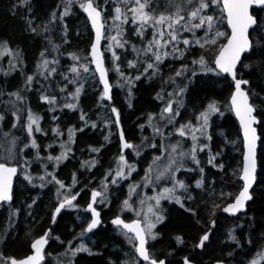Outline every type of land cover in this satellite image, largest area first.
Here are the masks:
<instances>
[{
    "label": "trees",
    "instance_id": "trees-1",
    "mask_svg": "<svg viewBox=\"0 0 264 264\" xmlns=\"http://www.w3.org/2000/svg\"><path fill=\"white\" fill-rule=\"evenodd\" d=\"M172 1L150 0L145 11L158 18L182 6L181 14L187 18L188 10L198 7V0L192 4ZM82 2L0 0V163L18 167L12 200L0 204V264L29 254L31 242L50 227L57 204L81 190L51 228L43 264H148L137 259L134 240L109 220L139 219L131 186H141L149 166L164 154L161 137L174 134L178 127L196 125L209 104L218 110L209 115L207 139L197 142V150L202 149L197 153L199 161L189 171H178L177 181L184 187L175 191L176 199L161 201L163 219L147 248L152 259H165L166 264H182L187 255L195 264H250L264 251V15L250 34V52L236 70L238 79L248 81L246 89L259 119L256 183L246 210L229 217L219 212L241 188L242 141L228 102L232 82L213 66L228 36L221 5L209 2L206 11L221 21L215 31L221 30L224 36L216 38L215 44L181 48L148 68L153 60L148 42L154 27L146 25L138 31L130 4L121 3L127 22L120 26L123 47L117 49V63L124 81L117 85L112 59L104 50L112 85L108 103L87 57L92 34ZM93 2L102 11L108 36L110 16L121 0ZM63 8L67 15H62ZM201 57L204 67L198 63ZM85 68L91 77L83 75ZM177 92L182 102L177 120L165 125L163 107ZM30 115L38 118L41 131L34 126L27 133ZM151 117L163 118L155 127L162 128L158 134L149 126ZM121 133L132 145L124 153ZM122 155L135 170L127 178L115 179ZM90 189L103 194L96 207L104 226L85 234ZM213 219L208 243L193 251ZM83 244L87 251L78 248ZM257 264H264V255Z\"/></svg>",
    "mask_w": 264,
    "mask_h": 264
},
{
    "label": "snow or ice",
    "instance_id": "snow-or-ice-1",
    "mask_svg": "<svg viewBox=\"0 0 264 264\" xmlns=\"http://www.w3.org/2000/svg\"><path fill=\"white\" fill-rule=\"evenodd\" d=\"M26 2V0H25ZM124 3L132 2L134 3V7L130 9L132 13H134V16L132 17V20L134 23H139L140 29L138 31L142 32L145 25H149L152 27H155L157 25H164L167 24V28L171 31H168L167 35L170 37L171 41H177L178 35L180 33V30L183 29L184 31H191L193 28H201L204 25H207V31L211 32L214 27V17L211 15L201 16L200 13L209 7V2L214 4H222L221 11L226 13V20L227 23L231 29V34L227 39V43L224 44L219 51V55L217 56L215 60V65L219 69L221 73H227L230 74L235 80V94L232 97V105L236 110V115L240 118L241 125L244 130V138H245V145H246V154L244 157V167H243V174L240 177L244 181L243 190L240 192L239 196L236 198L235 202L230 205L229 207L225 208V212H229L232 214H235L237 211L241 210L244 207V203L246 200L251 199V196L249 195V188L252 186L253 182L256 178V141L258 139L256 135V129L253 127L255 123H257V120L255 116H253V108L248 103V96L247 94L242 90L241 85L246 84L247 81L243 80H237L236 79V66L238 62H240L241 55L247 51L250 50L251 44L249 41V33L248 29L256 23L255 19L252 15L249 14V9L253 5L258 6H264V0H198V7H194L192 10H190V18L192 20H198L199 22L196 24H192L189 26V23L185 21V16L181 14L183 9L179 6H177L176 11L172 15H160L158 18L153 16L151 13L146 12L145 9L149 6L150 0H123ZM188 4H192L193 0H186ZM69 3H71V0H69ZM81 7L84 9V11L88 14L89 19L91 20L93 28L96 30V45L92 48L93 58L96 63V69L100 72L101 81L104 83V96H108V90L109 86L107 83V80L105 78V69L103 66V60L101 58V55L98 51L97 45H99L101 36H102V28L103 24L101 23V13L97 10V7L94 6L93 0H88L87 3H82ZM116 17L115 19H120L122 15L121 8H116ZM67 11L64 13V15H67ZM182 21H185V23H181ZM127 22V16L124 17L123 20H121V23ZM151 22V23H150ZM159 37L162 39L164 37V31H158L157 33ZM224 36V33L216 31L215 37H221ZM112 39H115L113 37ZM184 45H188L190 43L189 40L184 39L183 41ZM153 43L157 44L159 47H164L165 45H160L159 40L154 39ZM167 43V42H166ZM195 43L200 44V41L197 40ZM207 43H216L215 38H211L207 41ZM122 46V45H120ZM203 47V44L200 45ZM5 51L7 49L5 48ZM156 60L158 62L161 61V56L159 53H156ZM164 55H168V53H164ZM73 59H76L75 56H73ZM118 59V57H117ZM194 63H196L194 61ZM198 63L204 67L205 60L203 57L198 61ZM135 66V65H131ZM148 68H154V65L149 63ZM85 71L88 69L85 68ZM118 70V69H117ZM211 71V69H208ZM73 72L76 71V68L72 69ZM177 75H181V73H177ZM139 79V76L137 77ZM29 80H31V77H29ZM79 91V89L77 90ZM71 107V105H69ZM218 109L216 108L215 104H209L208 105V111L201 114V117L203 118L204 125H207L208 116L211 113L216 112ZM116 110L113 109V112ZM165 112H172L171 105L169 104L165 109ZM179 112H175V115H178ZM29 126L28 131L29 134L32 132V124H36L35 131L39 132L41 131L38 123V118H34L33 116H29ZM117 123H118V116H117ZM187 127H191L190 125ZM197 131L199 129H196ZM179 134L181 136L185 135V132L183 128L180 129ZM121 139L123 140V133H121ZM193 139H196L195 136H193ZM33 147H36L35 142H33ZM124 148H131L132 145L128 143L123 144ZM172 151H176V147H172ZM181 156L185 155V153H180ZM49 159H52V157H49ZM56 159H60L59 157ZM192 159H195L193 156ZM120 161L124 162L123 155L120 157ZM174 163V161H173ZM131 168V166H129ZM132 171H134V168H131ZM171 170V164L165 169V171ZM151 172V169L149 170ZM17 173L16 167H10L6 166L4 163H0V201H10L12 199L11 191H12V177L15 176ZM119 176H123V171H120L117 173ZM163 176V173L157 175L156 179L159 180ZM25 179H30L29 177H25ZM43 179V177H41ZM57 183H60L57 181ZM115 183V181H113ZM199 186V184L197 185ZM61 187H64L63 184H61ZM179 187L183 188L184 185L182 183L179 184ZM173 189H164L163 192H161L158 196L153 197L152 199L156 200V205L158 206L161 199L168 198L170 199V193H172ZM101 193L99 192H93L92 193V203H96V198L100 196ZM75 199V196H73L71 199H66L65 203L68 205H71L72 200ZM177 203H179V199L176 200ZM65 203H61L59 207L56 209V212L59 213L62 208L65 207ZM125 206L128 205V201L126 200ZM183 206V205H181ZM88 211L92 213L93 219L88 224L86 231L91 232L93 229H95L98 224L100 223L99 220V212L96 211V209L92 206V204H89ZM149 212H152V208L149 207ZM153 215H156V213H152ZM156 219L158 221H162V216H156ZM112 223L116 226H120L123 229L127 231V233H133V236L128 237L130 241H138V246H136L135 251L138 253L139 257H141L143 260L147 261L148 264H158V262L155 259H152L149 252L146 249V243L147 238L151 236L152 239H155V236L152 235V228L155 227V224L146 222V227H141L140 222H134L132 224L125 223L120 218H116L112 221ZM178 241L180 238H177ZM208 240V236L205 235L200 244L203 245L204 241ZM182 242V241H181ZM46 244V240L41 238L36 240L32 244V248L35 250V255L29 256L27 259L17 262L15 259H11L10 264H41V261L43 259L42 256V250L43 246ZM83 251H87V249H80ZM159 264H164L163 261H160ZM187 264V262H186Z\"/></svg>",
    "mask_w": 264,
    "mask_h": 264
},
{
    "label": "rangeland",
    "instance_id": "rangeland-1",
    "mask_svg": "<svg viewBox=\"0 0 264 264\" xmlns=\"http://www.w3.org/2000/svg\"><path fill=\"white\" fill-rule=\"evenodd\" d=\"M72 1V0H71ZM86 0H83L82 3H84ZM168 3L172 4L173 1L172 0H166ZM178 2L183 4V0H177ZM121 3H124L123 0H121L120 5L118 6L119 8H121L122 10V15L121 18L115 19L117 13H116V9L112 11V14L110 16V26H109V35L106 36L104 34L103 40L107 41L105 44V47H102L103 51L106 50L109 53V56L112 59L113 62V72L115 74V79L117 81V85L121 86L123 83V75L120 71V67L117 63L119 58V53L117 52V49L122 48L123 47V43L122 40H120L121 37V27L124 23H121V20L124 19V15L125 13L123 12L122 9V5ZM125 4H130L129 10L134 7V3L132 2H128ZM182 7V6H181ZM82 13H83V8L81 7ZM68 10L67 9H62V15H64V13ZM206 11L207 8L204 9L200 15L201 16H206ZM188 17L185 18V21L189 23V26L192 24H196L199 21L198 20H192L190 18V12L188 10ZM84 15V14H83ZM124 16V17H123ZM131 16H134V13L131 12ZM85 17V16H84ZM104 19L102 18V21ZM225 20V17H224ZM87 21V20H86ZM185 21H182L181 23H185ZM88 24V22H87ZM104 27H105V20L103 21ZM137 28L138 30L140 29V25L137 22ZM221 25V21H216L214 20V27L212 29L211 32L207 31V25H204L201 28H193L191 31H184L183 29L180 30V33L178 35V40L177 41H171L170 37L167 35L168 31H171L170 29L167 28V24L164 25H157L153 28L152 30V36H151V40L148 42V51L149 54L151 55V57L153 58L152 63L154 66H156V64L158 63V61L156 60V53H159L161 56V60L163 58H165L166 56H173L176 52L185 50L186 48H189L190 46L193 45H198L200 46L201 44L205 45V44H209L207 43V41L211 38H218L215 37V30L217 28H219ZM89 26V25H88ZM146 27V25H145ZM152 27V26H151ZM90 29V28H89ZM105 29V28H104ZM83 32H86L85 28H82ZM91 31V30H90ZM158 31H164V37L161 39L159 37V35L157 34ZM219 32H222L221 30H217ZM113 37H115V39H112ZM154 39L159 40L160 45H165L164 47H159L157 44L153 43ZM187 39L190 41V43L188 45H184L183 44V40ZM199 40L200 44L195 43V41ZM167 42V43H166ZM122 45V46H120ZM164 53H168V55H164ZM87 57L88 53H87ZM139 57V54H138ZM90 61V59H89ZM132 64H134V62H132ZM91 65V63H90ZM92 67V66H91ZM93 69V68H92ZM118 69V70H117ZM94 71V70H93ZM71 72H73L71 70ZM109 72V69H108ZM74 74H78L79 72L76 70L75 72H73ZM95 74V72H94ZM84 76H92L89 72H85V74H83ZM78 92H77V96H78ZM180 92H177L172 99H168L166 105L163 107V111L164 109L170 104L171 108H172V112H165L166 115L162 116L164 117H151V120L149 118L148 123L149 126L151 127V129L156 132L157 134L160 133L162 131V128H157V130L155 129V127L158 126L159 122L163 120H165L166 124H175L178 115H175V112H179V107L182 104L181 99H180ZM209 118V116H208ZM29 117L27 118L26 121V131L29 134L28 131V126H29ZM36 126V124H32V127ZM154 127V128H153ZM208 127V120H207V125H204L203 122V118L200 116V118L197 121V124L191 127H178L176 128L174 131V134L171 133L168 136H162V142L165 146V149L163 147L162 151H163V155L159 156L157 158H155V160L152 162V164L149 166L146 175L144 177V180L141 184V186L139 187H135V186H131L130 188V193L131 194H136L133 198H135V201H138V205L137 206V210L138 212L141 214V216H139V219L142 221L143 223V227H146V222H150L155 224V226L157 225V223L159 222L156 219V216H161V213L159 211L160 209V203L162 200H160L159 205H156V200L152 199L153 197L158 196L161 192L164 191V189L168 188V189H173L172 193H170L171 196V200L172 199H176L175 198V191L181 187H179L180 182L177 181V173L180 170H185V171H189L191 169V166H193L192 164L198 163L199 158L197 155L198 152H201L202 149L197 150V142L200 141L199 139H203L206 140V129ZM183 128L185 135L181 136L179 134L180 129ZM196 129H199L198 131ZM193 136L196 137V139H193ZM175 146L176 147V151L173 152L172 151V147ZM205 146L204 144L202 145V148L204 149ZM197 150V152H196ZM180 153H185V155L181 156ZM195 157V159H192V157ZM174 161V163H173ZM171 164V170L169 171H165V169ZM130 165L125 163V161L122 163L120 162L116 172H115V179L119 178V179H123V178H127L130 176V174H132V170L131 168L133 167H129ZM194 167V166H193ZM151 169V172L149 171ZM123 171L124 175L123 176H119L117 175L118 172ZM163 173V176H161V178L159 180L156 179L157 175ZM100 191V190H99ZM101 195L98 199L97 204L101 201L102 199V192L100 191ZM168 199V198H165ZM149 207L152 208V212H149ZM156 213V215H153L152 213ZM90 217H88L87 219V223L89 221ZM86 223V224H87ZM155 228V227H154ZM154 228H152V235H154ZM155 236V235H154ZM148 239H152L151 236L148 237ZM80 249L85 248L84 244L80 247H78ZM264 255V251L262 254H259L258 257L251 261L250 264H257V262L262 258V256Z\"/></svg>",
    "mask_w": 264,
    "mask_h": 264
},
{
    "label": "water",
    "instance_id": "water-1",
    "mask_svg": "<svg viewBox=\"0 0 264 264\" xmlns=\"http://www.w3.org/2000/svg\"><path fill=\"white\" fill-rule=\"evenodd\" d=\"M87 2H88V0H86L84 3H87ZM220 5H221V8H222V4H220ZM94 6H96V5L94 4ZM96 7H97V6H96ZM263 8H264V6L253 5V6L249 9V14L252 15L253 18H254L255 21H256V23L253 24V25L248 29V33H249V41H250L251 47H252V41H251V38H250V34H251L252 30L257 26V23H258L257 18L252 14V9H263ZM97 10L100 11V13H101V23L103 24V21H102V11H101L98 7H97ZM83 14H84V16H85V18H86V20H87V22H88V25H89V28H90V30H91V34H92L91 43H90V45H89V49H88V56H89V59H90V63H91V66H92V68H93V70H94V72H95V75H96V77H97L98 83H99V85H100V87H101V91H102L103 99H104L106 102L111 103V102H112V85H111V82H110V79H109V72H108V69H107L106 64H105V58H104V54H103V50H102V42H103V36H104V24H103V28H102V30H101V31H102V36H101V39H100L99 45H97V47H98V51H99V53H100V55H101V58H102V60H103V66H104V69H105V78H106L107 83H108V86H109L108 96H107V97L104 96V91H105V89H104V83L101 81L100 72L97 71V69H96V63H95V60H94V58H93V53H92V48H93L94 45H96V30L93 28L92 23H91V20L89 19L88 14L84 11V9H83ZM223 15H224V17H225V16H226V13L223 12ZM225 24H226V27H227V29H228V36H227L225 42L223 43V45L227 43V39H228V37H229L230 34H231V29H230V27H229V25H228V23H227L226 18H225ZM223 45H222V46H223ZM222 46H221V47H222ZM221 47H220V48H221ZM250 50H251V48H250ZM250 50L247 51V52H245V53H243V54L241 55L240 62H241L243 56H244L245 54H248V53L250 52ZM219 51H220V49H219ZM219 51L217 52V54H216V56H215V58H214V60H213V66H214V69H215L216 72L220 73L221 75L227 76V77L230 79V81L232 82V85H233V90H232V92H231V95H230V97H229L228 102H229V106H230V111H231V113H232L234 119H235L236 122H237V125H238V128H239V132H240V136H241V141H242V159H241V170H240V175H239V178H240V177L242 176V174H243V167H244V162H245V161H244V157H245V154H246V151H247V149H246V145H245L244 130H243V127H242V125H241L240 118L236 115V110H235V108L233 107V105H232V103H231V101H232V97H233V95L235 94V80H233V78H232V76H231L230 74H227V73H221V72L219 71V69H218V68L216 67V65H215V60H216L217 56L219 55ZM240 62H238L237 66H236V70H237V68H238V66H239V64H240ZM236 79H237V80L247 81V80H245V79H238L237 77H236ZM247 85H248V81H247L246 84H242V85H241V88H242V90L247 94V96H248V103H249V105L252 106V108H253V113H252V114H253V116H255V118H256V120H257V123H255V124L253 125V127L256 129V135H257V137H258V139H257V141H256V174H257V168H258L257 152H258V145H259V140H260V137H259V134H258V130H257V126H258V124H259V119H258V117L256 116V110H255L254 106H253V105L251 104V102H250V98H249V95H248V92H247V89H246V86H247ZM120 139H121V136H120ZM124 143H127V142H126V141L124 140V138H123V140L121 139L122 153H124V151L127 149V148H124V147H123V144H124ZM128 144H130V143H128ZM5 165H6V164H5ZM6 166H9V165H6ZM10 167H16V168H17V173H18V167H17V166H10ZM17 173H16V175H17ZM16 175L12 177V191H11V195H12V196H13V185H14V180H15ZM240 181H241V188L239 189L238 193L236 194V196L233 198V200H232L231 202H229L228 204H226L225 206H223V207L220 209L219 214H224V215L229 216V217H234V216H236V215H238V214H240V213H243V212L246 210L247 204H248V203L251 201V199H252V190H253L254 185H255V183H256V178H255V181L253 182L252 186L249 188V195L251 196V199L245 201V203H244V207H243L241 210L237 211L235 214H232V213H229V212H225V211H224L225 208L229 207L230 205H232V204L235 202L236 198L239 196L240 192L243 190L244 181H243L241 178H240ZM81 191H82V190H81ZM81 191H79L76 195H74V196H75V199L72 200L71 205L76 201V199H77V197H78V195L80 194ZM93 192H99V191L96 190V189H90V197H89V201H88V203H87V205H86V207H85L86 211L89 213L90 219H89L88 223H87V224L85 225V227H84V233H85V234H90V233L94 232L95 230H97L99 227L104 226L103 221H102V219H101V213H100V210L97 209V207H96L97 202H98V199H99L100 196H98V197L96 198V203L93 204V203H92V193H93ZM99 193H100V192H99ZM72 197H73V196L68 197V198H65V199L61 200V201L57 204V206H56V208L54 209L53 214H52V220H51L50 227L44 232L43 235L37 237L36 239H34V240L31 242V244H30V253L27 254V255H25V256H23V257H20V258L13 257V258H11V259H15L17 262H20V261H23V260L27 259L29 256L35 255V250L32 248V244H33L36 240L43 238V239L46 240V244L43 246V250H42V256H43V259H42V261H41V264H43V262H44V260H45V250H46L47 245H48V242H49L48 236H49V234H50V232H51V228L53 227L54 223L56 222L57 217H58V215L61 213V211L64 210L66 207L71 206V205H68L67 203H65V201H66V199H71ZM11 200H12V199H11ZM11 200H10V201H0V204H2V203H10ZM61 203H65V207L62 208V209L60 210L59 213H57V212H56V209L59 207V205H60ZM89 204H92V206H93V207L96 209V211L99 212V214H100V215H99L100 223H99L98 226H97L95 229H93L91 232L86 231L88 224H89V223L91 222V220L93 219L92 213H91L90 211H88V206H89ZM116 218H120L121 220H123L125 223H128V224H132V223H134V222H140L141 227H143V223H142V221H141L140 219H132V220L126 221V220H124L122 217L117 216V217H114V218H112V219L109 220V224H110L111 226L121 229L124 233H126V234L129 235V236H133L134 234H133V233H127V231H126L125 229H123V228L120 227V226H116V225H114V224L112 223V221H113L114 219H116ZM215 221H216V219H213V220L210 222L209 229H208V230H207V231H206V232L200 237L198 243H197V244L195 245V247L193 248V251H194V250H202L204 244L208 243V241H209V237H210V235H211V233H212V231H213V229H214V227H215ZM205 235L208 236V240L204 241L203 245L201 246L200 242H201L202 238H203ZM134 242H135V248H136V246H138V241H134ZM147 243H148V239H147ZM147 243H146V249H147V251L149 252V250H148V248H147ZM135 254H136L137 259L140 260L142 263H148L147 261H145V260H143L141 257H139V255H138V253H137L136 251H135ZM11 259L8 260V264H10ZM156 261H157V260H156ZM160 261H163L164 264H166V260H165V259H161V260L157 261L158 264H159ZM181 262H182V264H186V262H187V264H195L194 262H192L191 260H189V256H188V255L182 257ZM213 264H226V263L223 262V261H216V262H214Z\"/></svg>",
    "mask_w": 264,
    "mask_h": 264
},
{
    "label": "flooded vegetation",
    "instance_id": "flooded-vegetation-1",
    "mask_svg": "<svg viewBox=\"0 0 264 264\" xmlns=\"http://www.w3.org/2000/svg\"><path fill=\"white\" fill-rule=\"evenodd\" d=\"M252 14L257 18V21H258V19H260L264 15V8L263 9H252Z\"/></svg>",
    "mask_w": 264,
    "mask_h": 264
}]
</instances>
